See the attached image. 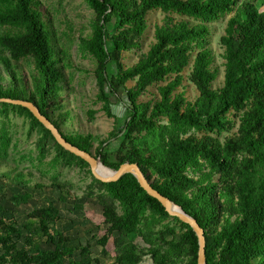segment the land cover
Wrapping results in <instances>:
<instances>
[{
	"label": "trees",
	"instance_id": "obj_1",
	"mask_svg": "<svg viewBox=\"0 0 264 264\" xmlns=\"http://www.w3.org/2000/svg\"><path fill=\"white\" fill-rule=\"evenodd\" d=\"M86 3L94 13L91 34L79 36L78 48L96 62V102L115 119L108 136L66 130L72 116L70 110L62 111L60 99L64 50L39 0H0V98L32 101L69 142L100 156L112 169L138 163L156 189L205 229L207 264H264V10L257 0ZM154 9L166 14L155 27V42L125 67L123 52L140 46L147 15ZM227 15L220 37L224 82L214 88L218 71L213 68L209 23ZM192 57L188 77L199 91L195 101L177 91ZM23 58L33 64L30 78L21 69ZM129 81L135 84L129 87ZM153 85L159 97L140 101ZM118 101L126 106L123 116L113 110ZM11 113L26 117L29 134H38V164L33 165L43 176L62 165L78 167L91 177L87 196L97 199L107 226L99 243L105 247L113 237L115 264H139L147 255L154 264H197L198 237L189 224L171 216L131 173L112 182L95 178L89 163L64 149L27 107L0 102V116L6 118L0 157L9 154ZM95 114L89 110L91 119ZM223 132L231 134L221 141L216 134ZM17 174L12 200L20 206L32 193L22 190L29 180L23 172ZM50 178L61 193L66 184L72 186L61 184L58 174ZM5 209L0 200V213ZM61 212L51 198L28 211L20 226L14 215H0V264L98 263L90 243L76 244L71 234L58 229ZM103 253L108 255L107 249Z\"/></svg>",
	"mask_w": 264,
	"mask_h": 264
},
{
	"label": "rangeland",
	"instance_id": "obj_2",
	"mask_svg": "<svg viewBox=\"0 0 264 264\" xmlns=\"http://www.w3.org/2000/svg\"><path fill=\"white\" fill-rule=\"evenodd\" d=\"M41 9L45 12L46 17L52 20L53 29L57 33L59 46L64 50V60L62 66L65 72L63 80L64 88L61 93V100L64 103L62 111H71V120L65 126L66 130L78 131L83 133L92 132L102 138L108 136L113 130L115 119L102 109V103L96 102L98 85L94 77L96 67L95 60L90 55H84L78 48L79 36H90L92 20L94 13L87 5L86 0H39ZM262 0H257V4L264 10L261 5ZM174 15V14H171ZM166 14L160 9H154L147 15L148 28L140 39V46L131 51L123 52V63L129 67L138 61L140 55L149 50L155 42L154 31L157 24H162ZM231 15H227L219 20L209 23L210 27V44L215 60L213 68L218 71L217 77L213 82V87L218 88L224 82V48L220 43V37L225 33L226 22ZM177 19L180 16L175 15ZM195 54V53H194ZM194 57L191 58L190 65L184 71V82L178 88V92H184L190 101H195L199 95L196 86L189 80V73L192 68ZM21 69L30 78L32 62L27 59L20 61ZM1 68H3L1 66ZM135 84L129 81V87ZM159 97L158 86L153 85L148 88L146 93L140 97V101L155 100ZM115 113L123 116L126 112V106L123 101H118L113 105ZM96 110L94 119L89 117V110ZM59 111V110H57ZM232 115V114H231ZM11 122L7 124L10 131L11 144L7 158L0 157V200L5 206V210L0 213L8 218L15 216L20 226L28 211L35 207L46 205L51 198H55L57 204L62 208V219L58 223V229L71 234L76 244L84 245L90 243L92 256L99 261L95 264H115L114 255L115 247L113 237H111L104 247L99 243V239L106 234L107 226L104 223L103 209L98 204L95 197L87 196V185L91 177L78 167L58 166L56 171L49 172L43 176L39 171L38 164V147L36 141L37 133L29 134L28 119L24 116L10 114ZM3 116H0V133L3 125ZM236 130V129H235ZM233 130V131H235ZM232 131V132H233ZM231 132L216 134L221 141L230 135ZM52 155L45 160L49 161ZM44 167L49 168L45 164ZM41 167V166H39ZM18 171L23 172L24 179L29 180L28 187H22V190H28L32 193V198L28 203L20 206L12 200V195L18 188L16 178ZM58 174V181L71 183L63 185L65 193H61L52 184L51 175ZM36 184H42V187L34 189ZM61 197V198H60ZM83 203V208H76L75 204ZM25 234V233H24ZM25 235L20 236V244L23 243ZM50 245V244H49ZM107 249L108 255L103 253ZM68 264V263H67ZM139 264H154L150 255H147Z\"/></svg>",
	"mask_w": 264,
	"mask_h": 264
},
{
	"label": "water",
	"instance_id": "obj_3",
	"mask_svg": "<svg viewBox=\"0 0 264 264\" xmlns=\"http://www.w3.org/2000/svg\"><path fill=\"white\" fill-rule=\"evenodd\" d=\"M0 102H9L12 104H18L27 107L33 113V115L52 132L57 142L64 149L72 152L76 156L81 157L89 163L93 176L98 180H101L103 182H112L119 180L123 175L127 173L133 174L137 178L141 187L144 188L149 195L158 199L171 216L178 217L182 222H185L192 227L193 231L198 237L199 243L197 264H207L205 229L200 225L198 220L191 214L187 213L181 205L177 204L169 197L162 194L158 189H156L152 184V180L148 179L147 175L143 172L138 163L125 162L121 164L118 169H112L102 162L100 156H96L95 154L88 152L69 142L65 138L63 133L56 127V125L53 124L47 116L42 114L39 107L35 105L32 101L2 97L0 98ZM99 164H102L103 166L108 168L110 173L101 172L98 167Z\"/></svg>",
	"mask_w": 264,
	"mask_h": 264
},
{
	"label": "bare ground",
	"instance_id": "obj_4",
	"mask_svg": "<svg viewBox=\"0 0 264 264\" xmlns=\"http://www.w3.org/2000/svg\"><path fill=\"white\" fill-rule=\"evenodd\" d=\"M98 167L101 170V172H103V173H110L109 169L106 168L105 166H103L102 164H99Z\"/></svg>",
	"mask_w": 264,
	"mask_h": 264
}]
</instances>
